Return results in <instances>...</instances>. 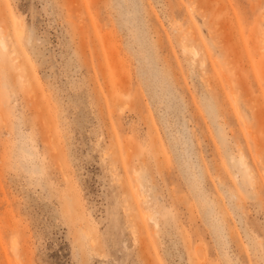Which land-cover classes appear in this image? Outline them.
I'll use <instances>...</instances> for the list:
<instances>
[{
    "label": "rangeland",
    "instance_id": "rangeland-1",
    "mask_svg": "<svg viewBox=\"0 0 264 264\" xmlns=\"http://www.w3.org/2000/svg\"><path fill=\"white\" fill-rule=\"evenodd\" d=\"M0 6V264H264V0Z\"/></svg>",
    "mask_w": 264,
    "mask_h": 264
},
{
    "label": "bare ground",
    "instance_id": "bare-ground-1",
    "mask_svg": "<svg viewBox=\"0 0 264 264\" xmlns=\"http://www.w3.org/2000/svg\"><path fill=\"white\" fill-rule=\"evenodd\" d=\"M194 7V3L192 4V8ZM0 8H1V15H0V46L2 47V49H3V51H4V53H5V56L6 57H9V56H12L11 54L14 52L15 53V51H16V49H12L13 50V52L11 53V52H9V50L10 49H8V47L10 48V46L12 45H10V46H7L8 44L6 43V42H9L8 40H5V34L6 33H4L5 31H3V30H1L2 28L4 29V28H9V25H8V27H6L5 25H3V23H6V24H9V22L7 23L6 21L8 20V17H7V15L5 14V11H4V9L0 6ZM201 9V8H200ZM202 10V9H201ZM202 12V11H201ZM218 13H220V12H218V11H216V12H214V13H210L209 12V10H207V11H205L204 13H202L201 14V16H202V18L203 19H205V18H207V17H213V18H215V19H218V17L220 16H218ZM221 14V13H220ZM10 15V14H9ZM12 18V16L10 15V17H9V20H13V19H11ZM13 24V23H12ZM2 25H3V27H2ZM96 29V28H95ZM6 31H7V29H5ZM8 30H10V29H8ZM93 30H94V28H93ZM90 31V30H89ZM2 32H3V34H2ZM8 32V31H7ZM94 32H96V31H94ZM90 33H93V32H90ZM89 33V34H90ZM19 34L21 35V32H19ZM2 35H4V37L2 36ZM94 35L96 36V34L94 33ZM89 36V35H88ZM92 37V36H91ZM95 38V37H94ZM93 38V39H94ZM9 40H10V38H9ZM188 40L186 39L184 42L182 41V44H181V49H182V51L184 52V53H186V54H188V55H190L191 56V58L193 59V60H196L197 59V61H199L200 62V65L203 67V70H205V71H203V73L205 74V82H206V85L208 86V87H212V82L210 81V78L208 77V73H210L211 72V70L212 71H214L215 70V64H214V62H212L211 61V59H209V58H206V57H203V58H201L202 56H200L199 57V50L195 47V46H190L191 45V41L190 42H187ZM232 41H234V43H236L235 42V40H232ZM10 43H12V41L10 42ZM226 44H227V42H226ZM225 44V45H226ZM230 44V43H229ZM231 44H232V42H231ZM231 44H230V46H231ZM14 45V44H13ZM12 45V47H14ZM233 46H235V48H234V50H232V52H234V54H237V50L238 49H236V46L237 45H232L230 48L231 49H233ZM229 47V46H228ZM235 49H236V51L237 52H235ZM225 51H226V47H225ZM17 52V51H16ZM231 52V53H232ZM11 53V54H10ZM16 54V53H15ZM14 54V55H15ZM233 54V53H232ZM238 55V54H237ZM237 55H235V58L237 57ZM239 56V55H238ZM13 58V57H12ZM235 58H234V56H233V60H235ZM238 58V57H237ZM237 58H236V60H237ZM240 58V60H241V56L239 57ZM238 58V59H239ZM17 60V58H15L13 61H15V62H18V61H16ZM210 63L209 65L207 64V63ZM231 62H233V63H235L234 61H231ZM230 62V63H231ZM230 63H228V65H230V67H232V65H234V64H230ZM237 64V63H236ZM91 66V65H90ZM92 67V66H91ZM231 70L232 71H234V68H231ZM22 78V77H21ZM212 79H213V77H212ZM29 79H26V81H28ZM215 84V83H214ZM28 85L31 87V84H30V82H28ZM115 100H116V98H115ZM254 138H256L255 136H254ZM254 138H253V140H254ZM257 140H255V142H256ZM239 151H240V149H239ZM239 154H240V159H241V161L243 162V164H244V166H245V168L247 169V171L249 172V175H250V177H251V180H252V184H255L254 183V175H253V171H252V169L251 168H249V166L247 165V163H246V158H245V156H244V154L242 153V152H239ZM256 178V177H255ZM134 228V227H133ZM137 234V231H134V236ZM87 236H89L88 234L86 235V237ZM90 237H92V236H89V238ZM88 238V237H87ZM91 239V238H90ZM90 239H89V244H91L92 242L94 243V241H91V243H90ZM91 240H93V239H91ZM92 243V244H93ZM93 247H95V248H97L96 246H95V243L92 245ZM14 247H16V246H14ZM91 247V246H90ZM93 247H92V249H93ZM91 249V248H90ZM91 249V250H92ZM93 251V253H94V251H97L96 249H93L92 250ZM97 253H101V252H98L97 251ZM95 254V253H94ZM102 254V253H101ZM97 255V254H96ZM99 255H97V257H98ZM101 257V255L99 256V258ZM7 258V257H6ZM7 260V259H6Z\"/></svg>",
    "mask_w": 264,
    "mask_h": 264
}]
</instances>
